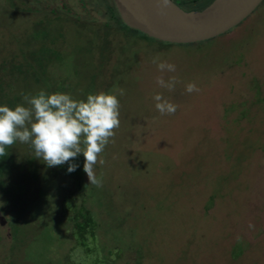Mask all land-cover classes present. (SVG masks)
Masks as SVG:
<instances>
[{
	"label": "rangeland",
	"instance_id": "obj_1",
	"mask_svg": "<svg viewBox=\"0 0 264 264\" xmlns=\"http://www.w3.org/2000/svg\"><path fill=\"white\" fill-rule=\"evenodd\" d=\"M85 1V15L74 8L81 27L0 0V105L42 89L75 99L125 90L94 169L102 186L90 184L83 153L69 173L29 144L6 148L0 264H264V1L228 33L167 45L117 22L104 0ZM40 18L52 41L25 44ZM156 56L176 65L163 73L179 79L173 91L156 84ZM190 82L200 91L187 93ZM157 92L179 106L174 115L156 110Z\"/></svg>",
	"mask_w": 264,
	"mask_h": 264
},
{
	"label": "clouds",
	"instance_id": "obj_2",
	"mask_svg": "<svg viewBox=\"0 0 264 264\" xmlns=\"http://www.w3.org/2000/svg\"><path fill=\"white\" fill-rule=\"evenodd\" d=\"M152 63L161 73L156 77V84L173 91L179 79L172 75L166 80L163 73H175L176 65L159 56L154 57ZM185 91L191 94L200 89L190 82L185 85ZM124 94L125 90L118 88L90 93L86 99H75L69 93H48L42 89L36 94L23 95V102L15 107L0 105V157L6 155V148L18 141L29 144L34 156L48 167L68 163L67 171L71 173L78 165L70 161L83 153V170L90 184L102 186L94 169L98 156L108 143L114 142L115 130L120 126L118 97ZM153 100L161 115H174L179 107L160 92L153 95ZM99 163L104 161L99 160Z\"/></svg>",
	"mask_w": 264,
	"mask_h": 264
},
{
	"label": "water",
	"instance_id": "obj_3",
	"mask_svg": "<svg viewBox=\"0 0 264 264\" xmlns=\"http://www.w3.org/2000/svg\"><path fill=\"white\" fill-rule=\"evenodd\" d=\"M264 0H213L200 10H187L173 0H114L126 26L172 44H193L228 33ZM7 219L0 211V225Z\"/></svg>",
	"mask_w": 264,
	"mask_h": 264
},
{
	"label": "flooded vegetation",
	"instance_id": "obj_4",
	"mask_svg": "<svg viewBox=\"0 0 264 264\" xmlns=\"http://www.w3.org/2000/svg\"><path fill=\"white\" fill-rule=\"evenodd\" d=\"M15 1H17V3H20L19 1H23V3H26V6L27 5H29V6L30 5L31 6H38L39 8H37V9H39L40 12H41L40 9H42L46 13L45 14L46 18H43V19H45V21H47V19L50 18V17L55 19L56 16H57L56 18H59V17L63 16L65 18H72V20L75 19V21L73 20V22H77L78 24H81L80 25L81 27L86 25V24L83 25L84 22L81 20L82 16H78L76 14L77 9H74V8H77V6H76V5H78L77 3L81 2V5H83L82 7H84L82 13H84V15H85V13L88 11V9H87V1H85V0H15ZM104 2H106L107 10L109 12V15H111V17H112V15L115 14V8H114L115 3H114V0H104ZM95 3H97V0H95V2L93 4H95ZM98 3H100V2H98ZM82 7L80 6L79 8H82ZM55 11H57V13H54ZM24 12H26V11L24 10ZM40 19H42V18H40ZM114 19H116V18H114ZM91 26H92V24H91ZM91 29H93V28H91ZM15 180H16V178L14 177V181ZM11 234L13 235L12 232L9 233V235H11Z\"/></svg>",
	"mask_w": 264,
	"mask_h": 264
},
{
	"label": "trees",
	"instance_id": "obj_5",
	"mask_svg": "<svg viewBox=\"0 0 264 264\" xmlns=\"http://www.w3.org/2000/svg\"><path fill=\"white\" fill-rule=\"evenodd\" d=\"M10 1V5H12V7L13 8H18L19 9V11L21 12V10H23V9H20L21 7H20V3H17V1H15V0H9ZM173 1H175L176 3L177 2H180V6H182L183 8H185L186 9V7L188 8L187 10H195V9H197V10H200V9H203V8H205L206 6H208L213 0H204V1H202L200 4H198V5H196V6H191V7H189V5H187L186 3H187V0H173ZM190 1H192V2H198L199 0H190ZM20 7V8H19ZM114 8H115V14L114 15H112V17H114V18H116L117 19V22H120L121 24H123L125 27H127V28H129V29H131L130 27H128V26H126L125 25V23L123 22V20H122V18H121V16H120V14H119V12H118V10H117V8L114 6ZM54 13H57V11H55ZM69 20H71V22H73V20H72V18H68ZM115 19V20H116ZM43 21V22H42ZM50 21V20H49ZM49 21H47V22H49ZM42 23H45V21L44 20H41V21H39V22H36L35 24H34V29H33V31L31 32V30L30 29H32V27L30 28H27L28 30H26V32H25V34L24 35H22V37L20 38L21 40H24L25 41V39H28L26 42H24L25 44L29 41V40H31V39H29V38H32L33 40H35V41H43V40H51L50 39V37H49V34H47V30H49V31H52L53 32V30L54 29H52L51 28V30L49 29V28H46ZM73 23H75V22H73ZM47 25H48V23H47ZM46 25V26H47ZM107 27H109V25L107 26ZM12 28H14V27H12ZM91 28H93V27H89V29H91ZM95 28V27H94ZM7 30H10V28L9 29H7ZM43 30V31H42ZM134 30V29H133ZM10 31H12V29L10 30ZM137 31V30H136ZM28 32V33H27ZM54 32H55V30H54ZM43 33V34H42ZM37 34V35H36ZM143 34V33H142ZM145 35V34H144ZM64 36V35H63ZM145 36H147V35H145ZM148 37V36H147ZM52 41V40H51ZM109 41V42H108ZM107 41V43H108V48H110L111 49V44H112V42L110 41V40H108ZM161 43H164V44H172V43H166V42H161ZM52 47V50H54V52L55 53H57V52H59V50L56 48V49H54L53 48V46H51ZM112 50V49H111ZM109 52H111L110 50H109ZM32 54H33V52H31ZM35 53V52H34ZM54 53V54H55ZM50 54V53H49ZM14 181V180H13ZM82 213V212H81ZM86 214H87V216H88V214L89 213H87L86 212ZM83 216V215H82ZM81 216V217H82ZM78 219H75V223H76V225H78V223H80L79 224V226H78V229L77 230H79V232H84V233H86L87 232V229H88V226L89 225H86L85 226V224H81V223H83V222H81V217H80V214H78L77 216H76ZM85 226V227H84Z\"/></svg>",
	"mask_w": 264,
	"mask_h": 264
}]
</instances>
